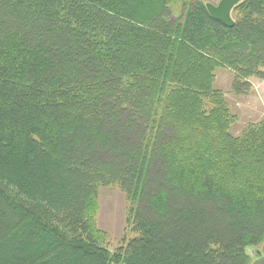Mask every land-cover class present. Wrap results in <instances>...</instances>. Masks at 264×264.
<instances>
[{
    "label": "trees",
    "instance_id": "obj_1",
    "mask_svg": "<svg viewBox=\"0 0 264 264\" xmlns=\"http://www.w3.org/2000/svg\"><path fill=\"white\" fill-rule=\"evenodd\" d=\"M175 2L0 0V264H264V117L233 135L214 87L264 77V0L232 27ZM110 184L136 233L114 250Z\"/></svg>",
    "mask_w": 264,
    "mask_h": 264
},
{
    "label": "rangeland",
    "instance_id": "obj_2",
    "mask_svg": "<svg viewBox=\"0 0 264 264\" xmlns=\"http://www.w3.org/2000/svg\"><path fill=\"white\" fill-rule=\"evenodd\" d=\"M201 1L216 5L219 0ZM174 2L178 4L179 0H174ZM231 17L235 19L238 13L233 11ZM215 75L214 87L224 93L231 111L237 117L230 127L233 135H237L245 124L259 121L264 117V77L250 76L248 79L250 87L244 85L245 91L236 94L232 91V74L228 69L220 68ZM133 207L134 203L117 184L98 189L92 220L94 227L102 235L103 244L108 249L114 250L136 235L132 230L131 211ZM259 250H262L261 246ZM249 252L252 250L250 249Z\"/></svg>",
    "mask_w": 264,
    "mask_h": 264
},
{
    "label": "water",
    "instance_id": "obj_3",
    "mask_svg": "<svg viewBox=\"0 0 264 264\" xmlns=\"http://www.w3.org/2000/svg\"><path fill=\"white\" fill-rule=\"evenodd\" d=\"M238 2L240 0H219L216 5L206 3L205 6L212 19L221 22L226 27H232L234 20L231 17V11Z\"/></svg>",
    "mask_w": 264,
    "mask_h": 264
}]
</instances>
